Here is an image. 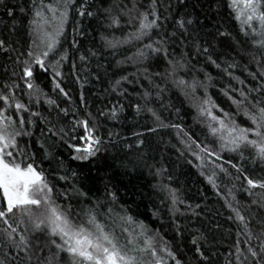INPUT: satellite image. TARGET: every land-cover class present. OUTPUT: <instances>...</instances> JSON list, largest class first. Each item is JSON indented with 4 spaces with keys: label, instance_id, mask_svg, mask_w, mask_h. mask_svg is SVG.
I'll return each instance as SVG.
<instances>
[{
    "label": "snow or ice",
    "instance_id": "1",
    "mask_svg": "<svg viewBox=\"0 0 264 264\" xmlns=\"http://www.w3.org/2000/svg\"><path fill=\"white\" fill-rule=\"evenodd\" d=\"M0 9L7 18L0 19V264H264V0H0ZM225 12L236 31L225 25ZM85 21L91 31H85ZM70 22V47L79 65L63 45ZM77 37H91L92 47ZM101 56L107 67H97L105 75L111 70L104 91L118 99L134 94L130 107L136 116L151 118L149 132L175 129L184 151L198 161L200 176L223 201L227 220L237 225L224 253L217 238L225 236L219 231L223 225L195 226L204 212L201 204L186 202L178 188L164 183L168 170L149 164L145 152L121 160L119 167L130 178L145 167L158 180L152 188L161 194L163 208L153 204L151 216L160 228L150 229L132 214L122 185L111 175L100 180L102 187L90 185L57 160L52 148L58 143L82 163L98 162L108 151L99 118L87 109L82 91L92 61ZM69 61L85 105L82 114L72 110L70 126L63 121L69 108L37 83L38 73H51L53 91L72 103L63 86ZM208 67L228 78L220 88L230 102L227 110L209 93L214 77ZM249 78L251 87L232 84L243 86ZM95 79H101L99 73ZM173 94L192 103L196 122L211 140L199 141L181 124L165 123L162 111L181 110ZM124 110V104H113L99 116L118 120ZM115 135L107 132V143ZM133 135L135 145L126 147L139 150L144 134ZM225 153L234 155L225 159ZM45 160L64 172L57 181H72L68 188L58 190L50 181L51 173L41 167ZM61 197L67 203H58ZM165 217L174 239L187 234V252L162 235Z\"/></svg>",
    "mask_w": 264,
    "mask_h": 264
},
{
    "label": "trees",
    "instance_id": "2",
    "mask_svg": "<svg viewBox=\"0 0 264 264\" xmlns=\"http://www.w3.org/2000/svg\"><path fill=\"white\" fill-rule=\"evenodd\" d=\"M11 2L24 3L25 0H11ZM0 16L2 19H7L3 16L2 9H0ZM225 16V25L236 31L238 29V25H236L234 21H231L230 18H227L226 12ZM94 23L95 22H93V24ZM84 24L85 31H91L86 27L88 21H85ZM72 37L73 22H70L66 26V35L63 40V45L66 49H69L71 58L76 59V63L79 65L80 62L77 58L78 53L74 48L70 47ZM22 38H25L23 37V30ZM77 38L83 40L85 48L92 47L91 37ZM105 56H107V59H112V57L108 56L107 53H105ZM105 56H101L98 61L96 59L92 61V74L89 75L88 82L84 85L82 91L87 101V109L91 111L94 116L99 118L101 124L100 135L104 137L108 151H102L99 154L100 159L98 162L82 163L71 160L67 147L58 143L52 148L57 160L64 162V169L69 170V174L70 170H77L81 174V179L87 180L90 185L96 184L98 187H102L100 180L105 176V174L111 175L114 183L122 185L121 194L124 199L127 200L128 206L132 209V214H135L137 219L148 224L150 229L160 228V222L153 219L151 216L153 204L163 208L161 203V194L154 191L152 188V185L156 184L158 180L149 175L148 169L145 167H141L140 170L131 178L127 176L119 167L121 160L135 159L141 151L145 152V159L149 164H156L157 167L163 165L168 170L165 174L164 183H169L171 187L178 188L186 202L193 205L196 203L201 204L204 212L200 218L201 222L195 223V226L202 227L203 224L210 225L212 221H218L223 225L219 231L225 233V236L221 238L218 235L217 238L220 240L218 247L220 248V251L224 253L225 248L229 247L235 239L237 225L236 223L227 220L228 213L222 206L223 201L207 184L205 178L200 176L199 171L194 166L198 163V161H196L195 158L188 152L184 151V145L179 142L177 131L175 129L162 128L158 129L156 133L149 132L148 128L153 126L151 118L147 114L136 116L134 109L130 107L135 98L134 94L131 99L123 97L118 99L115 94H109L104 91V89L108 87L111 70L109 69L108 74L105 75L104 69L98 68L97 63L103 64L106 68L107 60L105 59ZM70 68L71 62H66L63 68V86H65L70 92L72 103L67 102L62 96H58L57 92L53 91L54 85L52 84L51 73H38L37 83L51 98L56 99L61 107L69 108L70 115H72V110L76 108H79L80 113L82 114L85 110V105L79 100L81 88L75 81V78L70 74ZM252 69H255L254 65L252 66ZM205 70L210 72L214 77V86L209 89L210 95L217 101L218 104L227 110L230 102L226 97L220 94L221 86H226L229 83L227 76L222 78L218 75L217 70L212 67H208ZM241 72L242 69H238L236 71V75H240L241 79H244L246 73L241 75ZM96 73H99L101 77L100 80L95 79ZM249 81L250 78L245 81V85L243 86L238 84L236 81H232V84L237 88L245 86L251 87L252 83ZM129 91H131V87L129 88ZM201 94L202 92H198L197 96H200ZM171 99L177 107H180L181 110L179 114L175 112V109L162 111V118L165 123L173 122L181 124L184 130L189 132V135L194 133V138L198 137L199 141H205L206 137L207 140H211L212 138L207 135V130L203 127V125L196 122V109L192 106V103L184 100V98L182 96H178V94H173ZM181 100H184L183 104L180 103ZM120 103L125 105V110L118 120H106L104 117L99 116L100 110L108 111L113 104L118 105ZM47 107L48 106H45V108ZM238 119H242V117H238ZM109 131L118 133V135L111 138L112 143H107V132ZM134 132H141L144 134L142 138L145 140V145L141 146V149L139 150H137L135 146L132 149H128L126 147L129 143L135 145L137 137L133 135ZM181 151H184L183 156L180 155ZM232 155L234 154H224L225 159ZM189 160H192L193 163H188ZM107 165H111V167L109 168ZM41 167H43L46 172L51 173L49 179L56 185L58 190L62 191L68 188L69 184L72 182L71 180L68 182L57 181V177L64 174V172L58 167V164L55 161L49 162L48 160H45ZM154 170L155 169H153V171ZM169 175L172 177L171 181L167 179ZM221 191L223 192V189ZM58 203L65 204L67 202L61 197L58 200ZM71 203L76 210H79L76 206L75 198L71 201ZM205 216L211 217V220H205ZM193 220L195 221V218H193ZM229 229L231 230V236L227 235V231ZM162 235H165V239L172 241L185 252L188 251L187 247H185L187 243V234H185V238L183 239L178 237L174 239L175 233L169 229L167 217L164 218ZM241 239H243V237H241Z\"/></svg>",
    "mask_w": 264,
    "mask_h": 264
},
{
    "label": "rangeland",
    "instance_id": "3",
    "mask_svg": "<svg viewBox=\"0 0 264 264\" xmlns=\"http://www.w3.org/2000/svg\"><path fill=\"white\" fill-rule=\"evenodd\" d=\"M0 19H2L1 16H0ZM64 48H65V46H64ZM52 112H53L52 116L55 117L56 116V110H52ZM72 119H74V117L72 115H70V114H69L68 117H63V121L65 123L69 124V126H70V122H71ZM80 131H81L80 129H77V132H80Z\"/></svg>",
    "mask_w": 264,
    "mask_h": 264
}]
</instances>
